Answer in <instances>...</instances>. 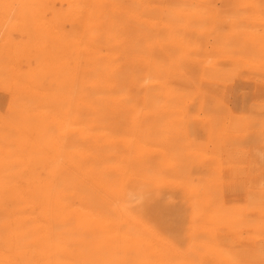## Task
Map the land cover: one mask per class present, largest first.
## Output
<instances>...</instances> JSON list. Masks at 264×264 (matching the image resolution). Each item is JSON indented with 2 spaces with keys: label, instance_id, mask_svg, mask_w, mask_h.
Returning <instances> with one entry per match:
<instances>
[{
  "label": "bare ground",
  "instance_id": "obj_1",
  "mask_svg": "<svg viewBox=\"0 0 264 264\" xmlns=\"http://www.w3.org/2000/svg\"><path fill=\"white\" fill-rule=\"evenodd\" d=\"M0 264H264V0H0Z\"/></svg>",
  "mask_w": 264,
  "mask_h": 264
},
{
  "label": "rangeland",
  "instance_id": "obj_2",
  "mask_svg": "<svg viewBox=\"0 0 264 264\" xmlns=\"http://www.w3.org/2000/svg\"><path fill=\"white\" fill-rule=\"evenodd\" d=\"M10 100V93L0 85V110L4 111L6 109V104H10Z\"/></svg>",
  "mask_w": 264,
  "mask_h": 264
}]
</instances>
